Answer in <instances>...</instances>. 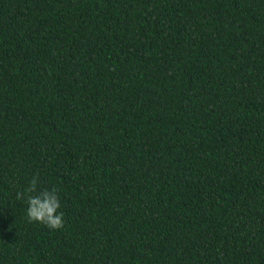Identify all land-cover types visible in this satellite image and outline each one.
<instances>
[{
  "label": "trees",
  "instance_id": "obj_1",
  "mask_svg": "<svg viewBox=\"0 0 264 264\" xmlns=\"http://www.w3.org/2000/svg\"><path fill=\"white\" fill-rule=\"evenodd\" d=\"M0 264H264V0H0Z\"/></svg>",
  "mask_w": 264,
  "mask_h": 264
},
{
  "label": "clouds",
  "instance_id": "obj_2",
  "mask_svg": "<svg viewBox=\"0 0 264 264\" xmlns=\"http://www.w3.org/2000/svg\"><path fill=\"white\" fill-rule=\"evenodd\" d=\"M37 179L33 177L23 191H17L18 199H25L27 203L26 214L29 220L40 221L50 228H59L63 224V213L60 200L55 188L39 189Z\"/></svg>",
  "mask_w": 264,
  "mask_h": 264
}]
</instances>
